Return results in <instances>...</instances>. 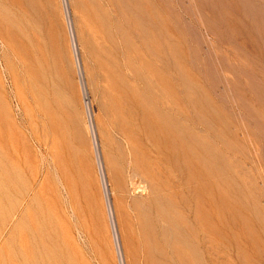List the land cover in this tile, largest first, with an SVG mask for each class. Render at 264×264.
<instances>
[{"label":"rangeland","instance_id":"rangeland-1","mask_svg":"<svg viewBox=\"0 0 264 264\" xmlns=\"http://www.w3.org/2000/svg\"><path fill=\"white\" fill-rule=\"evenodd\" d=\"M0 264H264V0H0Z\"/></svg>","mask_w":264,"mask_h":264},{"label":"bare ground","instance_id":"bare-ground-1","mask_svg":"<svg viewBox=\"0 0 264 264\" xmlns=\"http://www.w3.org/2000/svg\"><path fill=\"white\" fill-rule=\"evenodd\" d=\"M111 214V213H110Z\"/></svg>","mask_w":264,"mask_h":264}]
</instances>
